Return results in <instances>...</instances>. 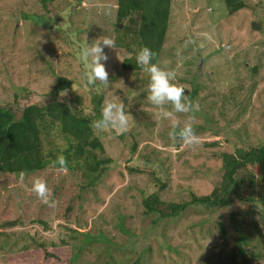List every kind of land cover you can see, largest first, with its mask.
<instances>
[{
    "label": "rangeland",
    "instance_id": "374dc122",
    "mask_svg": "<svg viewBox=\"0 0 264 264\" xmlns=\"http://www.w3.org/2000/svg\"><path fill=\"white\" fill-rule=\"evenodd\" d=\"M116 11L117 0H54L50 11L40 0H0V104L20 110L47 104L53 99L47 94L63 76L74 83L63 98L81 96L84 112L92 114L99 85L85 83L84 61L76 53L81 57L78 46L83 49L102 36L114 39ZM33 15L37 18L30 19ZM254 15L261 31L253 29L247 10L229 15L224 0L173 2L158 64L178 76L173 81L187 93L199 83L209 90L201 92L205 100L198 95L194 101L197 112L201 111L197 123L193 121L201 145L195 149L171 141V121L161 119L159 110L145 98H133L136 92L143 96L147 92L142 91L145 87L135 91L143 85L144 73L136 76L121 70L122 59L132 55H115L114 49L105 47L111 83L107 88L101 85L103 105L107 100L122 102L134 122L123 138L120 133L102 132L114 163L100 182L99 196L92 189L82 191L80 178L69 172L45 170L22 180L0 177V264H77L72 262L71 245L78 242L73 231L90 233L91 244L99 240L82 254L80 264H107L111 254L117 264H229L219 223L229 229V216L233 212L245 215L246 205L234 204L213 213L190 204L165 222L158 214L146 216L142 203L157 191L152 171L160 172L162 188L157 193L163 202L190 203L191 194L212 193L222 174L223 153L234 154L236 145L250 148L264 143V8ZM77 30L85 42L65 43L67 34ZM253 68L258 69L257 75ZM232 90L239 93L238 98ZM225 92L227 110L219 99ZM246 94L247 114L233 117L234 107ZM204 102L213 109V121L219 120L218 135L216 129L201 130L200 125L206 124L201 119L207 117ZM214 141H219L218 147L205 145ZM135 143L137 152L132 151ZM36 179L46 182L53 207L31 191ZM9 221L18 224L2 228ZM63 241L69 245L62 246ZM5 242L9 248L3 250Z\"/></svg>",
    "mask_w": 264,
    "mask_h": 264
},
{
    "label": "trees",
    "instance_id": "16d2710c",
    "mask_svg": "<svg viewBox=\"0 0 264 264\" xmlns=\"http://www.w3.org/2000/svg\"><path fill=\"white\" fill-rule=\"evenodd\" d=\"M53 1L40 0L48 11L51 10ZM173 2L174 0H117V25L113 39L115 43L114 52L115 55L117 52H127L132 55L122 59L121 70L123 73H132L136 76L144 73V83L135 91H139L143 87L145 88L142 91H145L148 83V74L136 65V53L141 48L148 47L157 54L153 63L158 62L163 54L170 30ZM224 2L229 15L247 10L252 16L253 29L261 31L262 24L257 21L254 14H256L257 9L264 8V0H224ZM23 17L28 19L27 15H23ZM35 18L37 16L33 15L30 19ZM49 19L52 21L54 18L50 17ZM54 22L57 23V21ZM77 32L68 33L69 36L64 39L65 43L70 44L71 41H75V43L79 42L78 44H80V41L85 42L83 38H79L82 33H79L78 30ZM78 48L82 50L80 45ZM79 55L76 53V56L81 59ZM253 73L257 75L258 69L253 68ZM175 77L178 80V76ZM173 83L177 84L178 82L173 81ZM199 84L200 87L193 86L189 93L185 91V95L193 102L198 95L205 100V94L202 97L201 92H206L208 88L203 83ZM73 85L74 83L70 78L60 76L57 78L51 93L47 94L53 97L47 104H34L25 107L23 110L0 104V177L2 179L9 177L10 180H13V178L19 177V173L22 171L26 175L37 174L45 170L57 171L50 166V163L58 156L63 155L68 161L67 172L80 178L81 181L76 180V182L80 181L81 190L87 192L86 190L92 189L94 195L99 196L100 182L103 183V178L107 177L108 166L114 163L108 156L102 138L103 133L94 132L90 127L92 121L100 117L104 103L101 94L102 86L99 85V89L94 93L92 99L93 113L86 114L84 112V100L81 96L77 95L76 98L72 99L69 97L59 98L61 90H69ZM136 93L137 95L133 98L146 97L141 92L140 94ZM232 93L238 98L239 93L236 90H232ZM227 94L225 92L219 95V99L223 100V109L226 110L230 105L226 99ZM236 97L233 96V99ZM247 98L248 94L241 99V104L234 107L233 117L247 114L246 108H244ZM202 104L207 111V117L201 119L206 123L200 125L201 130L216 129L214 133L218 135L219 120L213 121L211 118V110L213 109H210L209 102ZM195 115L194 123H197V115L199 118L201 111L196 112ZM229 118L233 120L231 117ZM186 119L184 114H178L177 120L185 123ZM208 119L210 125L207 122ZM195 126L196 124H193L194 128ZM125 135L122 134L121 138ZM219 144V141H214L205 145L218 147ZM137 145L138 143H135L134 148L132 147L133 152H137ZM177 145L181 146L182 144L177 143ZM221 170L222 174L217 179L211 194L206 196L191 194L189 195L192 197L190 203L173 204L161 200V196L157 193L158 189L162 188L161 179L157 177L159 170L152 171L151 175L154 178L152 179L157 191L144 199L142 205L145 214L146 216L158 214L165 222H169L170 219L167 217L175 218L181 215L190 204L205 207L213 213L230 208L234 204L246 205L245 215L243 212H233L229 216V229L223 223H219L221 236L226 246L224 248L225 258H228L229 264H264V143L259 147L250 148H241L236 145L234 154L223 153ZM238 217L242 221L239 222ZM17 224L18 221H9L1 226L5 228V225L14 226ZM72 233L77 235L78 241L71 245L73 249L72 262L80 264L82 254L88 250L89 246L99 244V240L95 238L98 241L91 244L90 233L86 234L80 231H73ZM231 233L232 237L230 238ZM67 245H69L68 242H62V246ZM39 246L46 248L45 244H39ZM5 248H9L7 242L2 247L3 250ZM47 256L56 258L50 254ZM117 261L118 259L111 254L107 264H117Z\"/></svg>",
    "mask_w": 264,
    "mask_h": 264
},
{
    "label": "clouds",
    "instance_id": "9594fccd",
    "mask_svg": "<svg viewBox=\"0 0 264 264\" xmlns=\"http://www.w3.org/2000/svg\"><path fill=\"white\" fill-rule=\"evenodd\" d=\"M105 47L114 49L115 43L109 37L102 36L91 44H86L81 51V59L84 61L83 79L87 85H102L107 88L111 83L105 67V62L108 60V56L104 52ZM156 55L148 47H143L135 56L138 68L148 74L145 99L159 110L161 119L171 121L169 132L171 141L193 149L198 148L201 146L200 137L193 127V121L196 119L195 113L199 110L198 104L185 95L183 85L173 83L174 73L161 68L158 62L153 63ZM66 96L67 89L61 90L59 97ZM178 114H184L187 117L183 126L178 123ZM132 121L133 117L125 111L122 102L116 103L107 100L101 108L100 117L92 121L90 127L94 132L107 130L122 134L128 131ZM50 166L59 172L66 173L68 171V161L63 155L52 161ZM19 175L22 180L26 173L22 171ZM31 191L42 203L49 207L54 206V201L49 198L50 193L47 184L43 180H34Z\"/></svg>",
    "mask_w": 264,
    "mask_h": 264
}]
</instances>
